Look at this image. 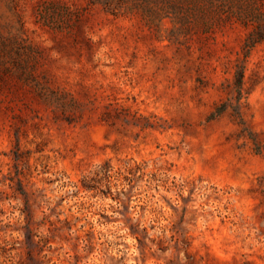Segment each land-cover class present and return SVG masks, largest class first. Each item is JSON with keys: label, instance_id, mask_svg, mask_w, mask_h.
<instances>
[{"label": "rangeland", "instance_id": "rangeland-1", "mask_svg": "<svg viewBox=\"0 0 264 264\" xmlns=\"http://www.w3.org/2000/svg\"><path fill=\"white\" fill-rule=\"evenodd\" d=\"M260 23L264 0H0V264H264ZM238 61L246 132L207 120Z\"/></svg>", "mask_w": 264, "mask_h": 264}, {"label": "trees", "instance_id": "trees-1", "mask_svg": "<svg viewBox=\"0 0 264 264\" xmlns=\"http://www.w3.org/2000/svg\"><path fill=\"white\" fill-rule=\"evenodd\" d=\"M264 41V25L261 23L258 26V31L253 32L247 37V40L243 46V57L246 59L251 50L256 44H259ZM243 78H244V66L238 61L235 65L234 72V81L232 83V88L230 91L231 96L228 97L225 101L221 102L214 111L208 116V121H215L219 119L222 115L227 112H230L231 117L241 126H243V131L246 132L247 128L245 127L243 118L240 114V102L244 98L243 92ZM250 135V134H249ZM250 139L253 142V150L255 154H260V146L254 137L250 136Z\"/></svg>", "mask_w": 264, "mask_h": 264}]
</instances>
